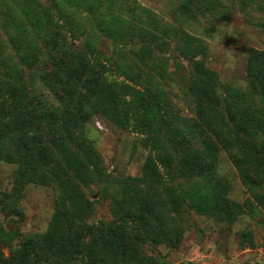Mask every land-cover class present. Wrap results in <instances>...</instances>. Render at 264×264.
Returning a JSON list of instances; mask_svg holds the SVG:
<instances>
[{"label": "rangeland", "instance_id": "1", "mask_svg": "<svg viewBox=\"0 0 264 264\" xmlns=\"http://www.w3.org/2000/svg\"><path fill=\"white\" fill-rule=\"evenodd\" d=\"M76 47L105 64L126 107L116 120L93 99L86 130L57 124L60 146L42 138L47 157L28 172L0 139V264H19L20 242L48 232L93 242V258L75 264H264V119L243 125L242 146L219 144L204 176L179 170L172 137L194 118L190 91L207 83L196 61L218 93L242 95L236 113L264 115L248 76L250 51H264V0H0V103L42 98L64 120L51 58L68 61ZM145 96L155 98L148 115ZM125 211L134 245L109 251L89 235Z\"/></svg>", "mask_w": 264, "mask_h": 264}, {"label": "trees", "instance_id": "2", "mask_svg": "<svg viewBox=\"0 0 264 264\" xmlns=\"http://www.w3.org/2000/svg\"><path fill=\"white\" fill-rule=\"evenodd\" d=\"M54 45L56 46V43ZM51 59L55 77L52 95L57 102L63 104L64 120L59 121L57 112L48 109L42 98L36 100V107L32 98L12 92L10 103L7 100L0 103V139L11 138L14 141L16 155L20 158L24 171L25 168L27 171V166L47 157V148L42 145V138L49 139L53 146H60L56 138L49 133L57 124L81 129L83 132L86 130L90 115L85 105L93 99L98 104L99 113L116 120L121 109L126 107L123 94L107 81L105 73L108 69L98 59L92 62L86 53L77 47L72 50L68 61L61 59L60 54ZM248 61L249 81L264 104V51L251 50ZM195 65L203 72L207 83L190 91L194 118L181 119L178 123L179 130L172 137L180 155L179 170L204 176L205 172L211 174L212 168L207 160L209 157L216 158L220 152L219 144L229 152L234 143L242 146V137L245 134L243 125L263 120L264 115L249 106L240 114L236 113L237 100L242 95L233 97L231 93H218L210 86L213 80L212 72L204 67L202 61H196ZM141 101L143 111L148 115L152 111L151 106L155 104V98L145 96ZM232 134L235 135L233 138L227 136ZM194 138H199L201 144L193 143ZM84 140L91 143L88 136ZM6 202V195L0 192V210H6ZM10 213L18 216L14 209L10 210ZM129 216L125 211L117 225L104 224L100 230H90L89 235L97 236L109 251L121 252L140 239L138 230L135 231L133 222L129 221ZM130 228L134 230L133 239L128 235ZM19 247V264H51L55 259L64 264H75L77 261L91 260L94 245L93 242L86 243L85 235L56 238L55 232H48L34 239L22 240ZM3 264L10 263L4 260Z\"/></svg>", "mask_w": 264, "mask_h": 264}, {"label": "clouds", "instance_id": "3", "mask_svg": "<svg viewBox=\"0 0 264 264\" xmlns=\"http://www.w3.org/2000/svg\"><path fill=\"white\" fill-rule=\"evenodd\" d=\"M223 37H219V39H222Z\"/></svg>", "mask_w": 264, "mask_h": 264}]
</instances>
